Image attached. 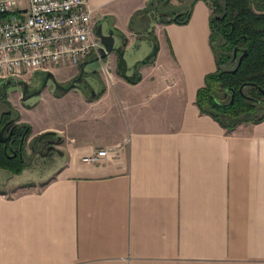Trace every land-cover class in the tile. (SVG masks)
Here are the masks:
<instances>
[{
  "label": "crops",
  "instance_id": "1",
  "mask_svg": "<svg viewBox=\"0 0 264 264\" xmlns=\"http://www.w3.org/2000/svg\"><path fill=\"white\" fill-rule=\"evenodd\" d=\"M187 1L88 0L103 46L118 34L156 51L117 65L105 46L102 71L87 72L90 59L30 72L44 104L13 103L15 123L28 125L30 164L51 167L19 192L27 168H0V264H264V119L228 130L201 112L213 9L197 0L186 24L160 17Z\"/></svg>",
  "mask_w": 264,
  "mask_h": 264
},
{
  "label": "trees",
  "instance_id": "2",
  "mask_svg": "<svg viewBox=\"0 0 264 264\" xmlns=\"http://www.w3.org/2000/svg\"><path fill=\"white\" fill-rule=\"evenodd\" d=\"M196 1L188 0L185 7L176 10L168 3L167 11L160 16L162 21L188 23ZM205 1L214 9L211 43L217 69L206 76L204 86L199 88L197 104L202 113L209 114L228 130H234L242 122H260L264 119V0ZM221 40L217 46L216 42ZM233 59H236L235 66L227 68ZM220 91L230 94L227 102L221 99ZM233 92V103L225 107L231 102ZM0 100L8 102L1 94ZM11 112L9 109L0 114V131L11 119ZM17 127L8 143L0 139V168L20 174L30 164L24 151L20 156L19 150L28 125Z\"/></svg>",
  "mask_w": 264,
  "mask_h": 264
},
{
  "label": "built area",
  "instance_id": "3",
  "mask_svg": "<svg viewBox=\"0 0 264 264\" xmlns=\"http://www.w3.org/2000/svg\"><path fill=\"white\" fill-rule=\"evenodd\" d=\"M88 0H0V79L108 54ZM108 150L83 158L96 163Z\"/></svg>",
  "mask_w": 264,
  "mask_h": 264
},
{
  "label": "rangeland",
  "instance_id": "4",
  "mask_svg": "<svg viewBox=\"0 0 264 264\" xmlns=\"http://www.w3.org/2000/svg\"><path fill=\"white\" fill-rule=\"evenodd\" d=\"M190 2L191 1H189V3ZM212 9H213V7H212ZM215 15H216V13H215ZM104 29H105V32L108 31L107 28H104ZM153 30H154V28L152 27V31ZM106 33H108V32H106ZM111 37L113 38V47H109L107 45H105V46L107 48H110L111 51L113 52V56H114L113 59L118 60L117 65H119L120 61L126 60V62L131 66L135 60H145V58L149 54L156 51L154 49V43H153L152 39L147 40L142 44L137 39L135 41L134 45L127 47L126 46L127 44H126L124 37H122L118 34H112ZM221 42H222V40L219 42H216V45L218 46ZM233 60H235V61L231 62L230 65L227 66V68H233L235 66L236 59H233ZM103 65H106V63L103 62L102 60L90 61L87 64L85 70L87 72H94L96 70L102 71V70H104ZM65 68H70V66H66ZM29 74L30 73H25L22 76V78L17 79V80L14 79L10 82H8L9 79L6 80L5 82H4V80H0V94L4 95L5 100L7 99L9 102V103L8 102L5 103V101L0 100V114L3 113L4 111H7V110L9 111V109H10L11 111H13V112H11V119H14L16 121L18 118L20 119V116H21L20 111H18L17 109L23 110V108H27V107L31 108V106L34 104V102L40 103V105L44 104L43 101H41L40 95L33 94V93L37 92V91H35L36 88L34 85L36 82L31 83V81H28L29 76H30ZM37 87H38V89H40L39 85ZM219 95L224 102H227L231 97L230 94H224V91H220ZM13 103L17 107V109L12 105ZM26 112H27V109H26ZM26 119L28 121H31V115L26 113ZM14 124H16V123H14ZM12 127H13V124L9 125L7 127L8 129H6V131H5V136H7L10 133V130L12 129ZM25 140H24V142H25ZM23 151H24V156L29 160V154H31V151H29V148L26 146L23 147ZM50 167H51V162L47 161V160L40 159V157H37V159L34 162H32V160H31V164H29L27 169H26L29 172H32L31 175L27 171L26 175H24L22 177H18L16 182L13 183V186L9 187V191L19 192L22 189H28L31 186L37 185V183H39V181H38L39 178L37 175L47 173L49 171ZM4 172H7L6 174H8L10 176H13V177L16 176V175H14L15 173H12L9 170L4 171Z\"/></svg>",
  "mask_w": 264,
  "mask_h": 264
},
{
  "label": "water",
  "instance_id": "5",
  "mask_svg": "<svg viewBox=\"0 0 264 264\" xmlns=\"http://www.w3.org/2000/svg\"><path fill=\"white\" fill-rule=\"evenodd\" d=\"M241 60H242V56H241V58H240V62H241ZM240 62H239V63H240ZM234 98H235V92H233L231 102H230L229 104H226L225 107L230 106V105L233 103ZM14 123H15V120H14V119H11V120H10L9 122H7V123L5 124V126L1 129V131H0V139H1L3 142L8 143V142L11 140V138H12V136H13V133H14L15 129L17 128V125L14 124ZM12 124H13V127H12V129L10 130V133H9L7 136H5V131H6L7 127H8L9 125H12ZM26 133H27V130L24 132V134H23V136H22V141H21L22 144H21L20 149L23 148V142H24V140H25ZM16 154H17V153L15 152L14 155H16Z\"/></svg>",
  "mask_w": 264,
  "mask_h": 264
}]
</instances>
